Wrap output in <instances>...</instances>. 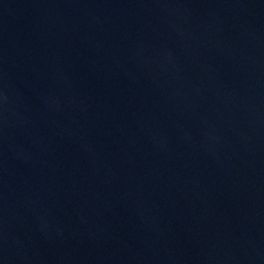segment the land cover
<instances>
[{
	"label": "water",
	"instance_id": "obj_1",
	"mask_svg": "<svg viewBox=\"0 0 264 264\" xmlns=\"http://www.w3.org/2000/svg\"><path fill=\"white\" fill-rule=\"evenodd\" d=\"M0 264H264V0H0Z\"/></svg>",
	"mask_w": 264,
	"mask_h": 264
}]
</instances>
